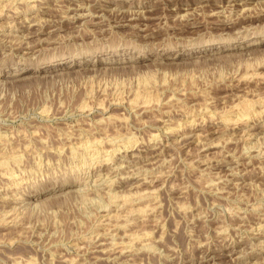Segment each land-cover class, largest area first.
Here are the masks:
<instances>
[{
	"label": "rangeland",
	"instance_id": "obj_1",
	"mask_svg": "<svg viewBox=\"0 0 264 264\" xmlns=\"http://www.w3.org/2000/svg\"><path fill=\"white\" fill-rule=\"evenodd\" d=\"M0 163V264H264V0H0Z\"/></svg>",
	"mask_w": 264,
	"mask_h": 264
},
{
	"label": "bare ground",
	"instance_id": "obj_2",
	"mask_svg": "<svg viewBox=\"0 0 264 264\" xmlns=\"http://www.w3.org/2000/svg\"><path fill=\"white\" fill-rule=\"evenodd\" d=\"M40 50V49H39ZM225 120V119H224ZM126 148V147H125ZM2 156V155H1ZM3 159V158H2ZM124 163V162H123ZM0 165H1V163H0ZM105 179V178H104ZM142 181V180H141ZM80 188V187H79ZM119 193V192H118ZM127 198V197H126ZM129 200V199H128ZM131 201V200H130ZM129 201V202H130ZM124 202V201H123ZM128 203V202H127ZM126 202H125V204H127ZM131 209V208H130ZM131 213V212H130ZM141 215V214H140ZM112 216V215H111ZM125 227V226H124ZM142 237H144V235L142 236V235H137V234H132V235H130L129 236V244L130 243H132V242H134V241H137V240H140ZM144 247V246H143ZM127 248V247H126ZM121 250V249H120ZM123 251V250H122ZM71 262V261H70Z\"/></svg>",
	"mask_w": 264,
	"mask_h": 264
}]
</instances>
